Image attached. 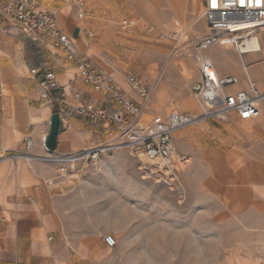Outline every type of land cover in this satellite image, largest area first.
I'll use <instances>...</instances> for the list:
<instances>
[{
    "label": "rangeland",
    "instance_id": "1",
    "mask_svg": "<svg viewBox=\"0 0 264 264\" xmlns=\"http://www.w3.org/2000/svg\"><path fill=\"white\" fill-rule=\"evenodd\" d=\"M128 1L113 0L106 38L126 75L151 87L142 121L166 119L173 110L200 112L191 89L198 76L193 45L208 30L204 0ZM254 35L263 50L217 45L209 54L221 73L240 75L245 88L248 67L264 92V29ZM175 135L189 157L178 169L129 149L121 159L111 151L107 163L102 156L82 164L85 173L113 172V187L139 215L141 242L126 244L133 264H264V177L257 176L264 169V109L254 119L236 113L201 119L180 139Z\"/></svg>",
    "mask_w": 264,
    "mask_h": 264
},
{
    "label": "crops",
    "instance_id": "2",
    "mask_svg": "<svg viewBox=\"0 0 264 264\" xmlns=\"http://www.w3.org/2000/svg\"><path fill=\"white\" fill-rule=\"evenodd\" d=\"M37 1L56 13L79 52L106 70L133 101L141 100L106 38L113 0H87L83 19L71 3ZM48 70L56 73L59 84L49 91L50 99H44L43 76ZM78 94L83 101L104 102L103 94L82 81L63 51L0 14V264H133L132 248L126 244L141 242L135 235L141 224L133 207L120 198V189L113 187L118 178L113 172L85 173L86 165H79L71 177L57 178L56 164L49 160L51 155L117 141L115 127L63 115L55 150L41 140L42 133L51 131L52 114L76 104ZM31 131L30 154L15 157ZM186 133L187 126L175 136L180 139ZM112 153L121 159L127 150ZM109 154L103 155L105 163ZM259 168L262 180L264 169ZM106 234L117 238L115 247L107 245Z\"/></svg>",
    "mask_w": 264,
    "mask_h": 264
},
{
    "label": "built area",
    "instance_id": "3",
    "mask_svg": "<svg viewBox=\"0 0 264 264\" xmlns=\"http://www.w3.org/2000/svg\"><path fill=\"white\" fill-rule=\"evenodd\" d=\"M63 1L75 6L80 19L86 16L87 0ZM0 14L63 51L66 59L77 68L82 81L103 94L102 104L83 101L78 94L76 104L61 106L57 111L61 117L76 116L93 124L114 126L117 130V141L49 156V160L56 164L57 178L71 177L75 170H79V165L97 164L104 154L121 148L129 149L133 156H145L152 164L178 169L176 164L187 163L189 157L179 152L174 144L176 131L201 119H223L233 113L240 119H254L263 112L264 92L258 88L248 67L245 71L248 85L245 88L240 86V75L223 74L217 69L209 50L220 45L235 47L245 53L243 46L264 27V0H204L208 30L193 45L198 76L191 89L200 112L173 110L166 119L147 124L142 121V116L151 87L138 75L130 74L128 81L141 98L139 102L133 101L106 70L89 55L78 51L75 40L61 28L54 11L43 9L37 0H0ZM247 24L251 26L244 27ZM89 35L93 36L94 33L90 31ZM58 84L56 73L48 70L43 76V98L50 99L49 91ZM49 134L44 132L41 135L45 147ZM24 142L25 148L16 151L15 157L30 154L34 142L32 131L26 135ZM104 239L110 247L117 245V238L113 234H106Z\"/></svg>",
    "mask_w": 264,
    "mask_h": 264
},
{
    "label": "water",
    "instance_id": "4",
    "mask_svg": "<svg viewBox=\"0 0 264 264\" xmlns=\"http://www.w3.org/2000/svg\"><path fill=\"white\" fill-rule=\"evenodd\" d=\"M61 121L62 120L60 114L58 112H54L51 117V131L48 137V141L46 143L47 148L51 151L55 150Z\"/></svg>",
    "mask_w": 264,
    "mask_h": 264
},
{
    "label": "bare ground",
    "instance_id": "5",
    "mask_svg": "<svg viewBox=\"0 0 264 264\" xmlns=\"http://www.w3.org/2000/svg\"><path fill=\"white\" fill-rule=\"evenodd\" d=\"M250 26L251 25L247 24L244 27H250ZM262 28L264 29V27H261L260 29ZM243 48H244L245 53L258 52V51L263 50L260 37L253 35L251 39L247 41L246 45L243 46ZM185 106H187V104Z\"/></svg>",
    "mask_w": 264,
    "mask_h": 264
}]
</instances>
